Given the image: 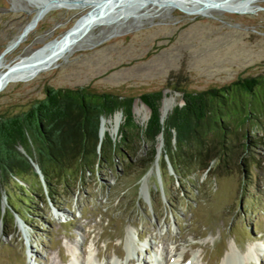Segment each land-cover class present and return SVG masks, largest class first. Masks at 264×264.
Returning a JSON list of instances; mask_svg holds the SVG:
<instances>
[{"label":"rangeland","instance_id":"obj_1","mask_svg":"<svg viewBox=\"0 0 264 264\" xmlns=\"http://www.w3.org/2000/svg\"><path fill=\"white\" fill-rule=\"evenodd\" d=\"M35 9L30 0H0V54ZM89 9L48 11L4 56L0 71L60 38ZM131 10L109 25L92 27L79 39L85 41L55 66L43 67L29 80L8 82L0 91V117L26 111L47 87L79 88L134 96V118L143 126L149 109L139 100L141 93L161 90L160 108L166 97H174V106L182 103V91L264 74V0L247 12L211 11L206 16L150 3ZM122 122L123 115L116 133L105 132L115 138ZM246 130L249 139H242L240 131L228 140L226 163L209 176L188 174L190 181L182 187L166 155L164 175L154 162L141 176L138 166L147 157V144L136 153L138 166L116 161L112 169L87 174L81 185L59 188L56 206L51 200L41 202L31 172L9 179L2 185L0 205L14 219L5 212L0 221V264H71L77 259L96 262V257L98 264H220L230 246L242 257L237 264H264V116L248 121ZM161 153L163 145L156 157ZM20 185L33 194L25 195ZM126 238L133 247L128 253ZM249 248L256 252L252 259L244 258Z\"/></svg>","mask_w":264,"mask_h":264},{"label":"trees","instance_id":"obj_2","mask_svg":"<svg viewBox=\"0 0 264 264\" xmlns=\"http://www.w3.org/2000/svg\"><path fill=\"white\" fill-rule=\"evenodd\" d=\"M162 97L161 90L138 96L149 109L143 126L134 118V96L79 88L47 87L45 96L26 111L0 117V202L6 181L31 172L37 178L41 202L51 200L56 206L53 198L59 188L68 189L77 182L81 185L87 174L112 169L116 161L127 167L138 166L136 153L142 144H147V157L138 166L142 168V176L154 165L159 134L164 144L157 162L163 175L166 155L181 187L190 181L185 179L190 173L205 172L209 176L228 161L231 152L228 140L240 131L242 139H249L248 131H242L243 126L264 116V74L218 88L182 91L183 104L174 105L163 122ZM118 110L123 115L118 134L113 138L105 132L99 140L100 116H111ZM246 146L244 142L245 149ZM19 147L38 165L43 180ZM20 186L25 195L33 194ZM154 186L160 191L155 181ZM5 212L14 219L7 209L3 213L0 205V221L4 220Z\"/></svg>","mask_w":264,"mask_h":264},{"label":"bare ground","instance_id":"obj_3","mask_svg":"<svg viewBox=\"0 0 264 264\" xmlns=\"http://www.w3.org/2000/svg\"><path fill=\"white\" fill-rule=\"evenodd\" d=\"M97 1L98 0H58V1H55V3H53L54 5L52 7H50L49 9L45 10L38 17V19L36 20V23L31 28L27 29L26 33L19 40L18 43H16L15 45H13L16 42V40L19 38V34L16 37H14L9 42L8 46H11V47L0 58V66L1 65H4L3 64V58H4V56L8 52H10L14 48H16L19 45V43L22 42L27 37V35L37 26L39 20H41L43 18V16L48 11H50L52 9H60V8H64V9H67V10H71V9H83V8H86L87 6L88 7L90 6V9H92L96 5ZM200 1H203V2H206V1L207 2L218 1V2H220V1H223V0H173V1H171V0H123V2L119 6H116V7H114L112 9L111 13L108 14V16H107L106 19H103L101 21L96 22L95 24H93L91 26V28L94 27V26H96V25H109L113 21L117 20L118 19V16L120 14H122V15L130 14L131 15L132 12H134V11L131 10V8H135L136 6H139L140 4H144V3H150V5L151 6L153 5L154 8L157 7V6L158 7L168 6L170 8H173L174 10L175 9H179V10L183 11L184 14H187V15H192V14L193 15H197V14H199V15L206 16L211 11L212 12H215V11H223V12L246 11L247 12L248 10L254 8L255 3L257 1H263V0H229V1H227V3L223 4L222 6H219V7H207V8H205L202 5V3H200ZM127 5H129V6L126 7ZM139 8L140 7H138L137 10ZM117 9H119V10L117 11ZM41 11H42V5L39 4V3H36L35 15L33 16L32 19L36 18L41 13ZM28 23H30V21ZM85 35H83L82 37L76 39L77 42L74 41L70 45L69 49L67 51H65L61 56H59L58 58H56L54 61H52L50 63H42V64L37 65L36 67H32V68H28V69H25V70L20 71V72H16V73H14L12 75V79L9 80L8 82L15 81V80H17V81H26V80H29L36 73H38L43 67L55 66L58 59L63 58L66 54H68V52L70 53V51L74 47H77V46L81 45L80 43L83 42V41H85V39L84 40H79V39L85 37ZM88 44L90 45V43H88ZM48 47H50V46L48 45ZM47 51H48L47 49H44L41 53H37L36 54V57H38V58L41 57ZM28 56H29V54L26 55V56H24V57H22L21 59L27 58ZM173 103H174V97H169V98L166 97L164 99L163 104H162V106L160 108V112H161V116H162L163 121L167 117L170 109L173 106ZM120 122H121V115L119 113L115 114L113 118L103 117L102 118V123H101V132L104 133L107 129H109L112 134L116 133ZM109 124H111V125L109 126ZM126 239H127L126 249H127V253H128L129 250L133 249V247H132L131 241H128L129 238H126ZM233 245H234V248L236 250L237 246H236L235 241H234V244ZM253 254H256V252H251V250L249 248V249H247L244 258L249 259V258L252 257ZM98 255H99V252L97 251L96 252V256H98ZM116 255H117V257H120V258L123 256V254L121 252L120 253H117ZM185 257H187V255L186 254H183V256H182L183 260L185 259ZM75 258L77 259V257H75ZM139 258L141 259V257L137 256V260ZM241 258L242 257H240L239 255L237 256V254L235 253L233 247L230 246L229 247V250L223 256L220 264H227V261H228V263L230 261V264H237L238 262H241V261H239V260H242ZM98 259H99V257H96V262H95V259L94 260L93 259H91V260H88L87 259L88 261L77 259L76 261H72L71 264H98ZM258 259H259V254H258ZM126 261H127V263H129L131 261V259L130 258H127ZM197 263L198 262L196 260H191V262H190V264H197Z\"/></svg>","mask_w":264,"mask_h":264},{"label":"water","instance_id":"obj_4","mask_svg":"<svg viewBox=\"0 0 264 264\" xmlns=\"http://www.w3.org/2000/svg\"><path fill=\"white\" fill-rule=\"evenodd\" d=\"M35 3H39L42 5V11L41 13L34 19L30 21L22 30V32L19 34V38L16 40V42L13 44L15 45L16 43L19 42V40L23 37V35L26 33L27 29L31 28L35 23L38 17L47 9L52 7L55 3V1L58 0H30ZM173 1V0H171ZM229 0H223V1H213V2H203L202 5L207 8V7H219L222 6L223 4L227 3ZM123 0H98L94 8L88 10L85 14H83L77 21L70 27L68 28L60 38L58 39H52L42 45L41 47L35 49L32 51L27 58L20 59L12 64H8L4 67V70L0 71V91L5 87V85L8 83L9 80L12 79V75L16 72L23 71L28 68L36 67L39 64L42 63H50L54 61L56 58L61 56L65 51H67L70 47V45L76 41V39L82 37L83 35L87 34V32L90 30L91 26L95 24L98 21H101L103 19H106L108 14L111 13L112 9L116 6H119ZM124 15L120 14L118 18L123 17ZM48 45L50 47H48ZM11 46H6V48L1 52L0 58L3 56V54L10 49ZM44 49H47L48 51L43 54L41 57H36L37 53H41ZM180 105L183 104L179 103ZM122 117V112L117 111ZM104 116H100V122H99V130H98V137L99 140L102 139L104 136V133L101 132V123H102V118ZM160 121L163 122L161 112H160ZM158 145L156 147V154L159 153L160 149L162 148L163 145V138L162 134H159L158 136ZM21 148V151L25 154L24 150ZM29 162L31 163L33 169L35 172H37L39 175L41 174V171L38 167V165L27 155L25 154ZM157 158L155 159V164H157ZM167 160V158H166ZM170 162L167 160L168 166ZM170 167V166H169ZM42 179V178H41ZM43 180V179H42ZM4 210V207L1 208Z\"/></svg>","mask_w":264,"mask_h":264}]
</instances>
